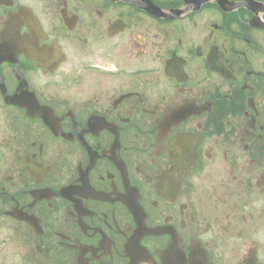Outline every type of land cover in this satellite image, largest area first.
I'll return each instance as SVG.
<instances>
[{"label":"flooded vegetation","instance_id":"flooded-vegetation-1","mask_svg":"<svg viewBox=\"0 0 264 264\" xmlns=\"http://www.w3.org/2000/svg\"><path fill=\"white\" fill-rule=\"evenodd\" d=\"M0 264H264V0H0Z\"/></svg>","mask_w":264,"mask_h":264}]
</instances>
